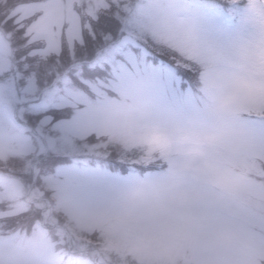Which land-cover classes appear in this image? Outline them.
Wrapping results in <instances>:
<instances>
[{
  "label": "snow or ice",
  "instance_id": "snow-or-ice-1",
  "mask_svg": "<svg viewBox=\"0 0 264 264\" xmlns=\"http://www.w3.org/2000/svg\"><path fill=\"white\" fill-rule=\"evenodd\" d=\"M162 17L170 21L168 28L161 26ZM260 19L264 0H5L0 6V155L11 140L51 141L59 135L56 126L70 122L84 129L78 139L92 146L107 139L93 130L101 116L120 112L129 101L172 123H182L190 114H224L231 131L244 133L264 149V96H248L243 81L253 62L241 65L237 56L242 38ZM54 79L50 93L32 88L33 81L51 85ZM49 95L76 102L53 106ZM52 107L65 111H50ZM213 131L222 137L220 124ZM114 146L125 156L137 151L146 156L145 181H163L176 172L168 151L145 146L129 153ZM50 163L62 168L65 194H94L89 178L97 169H81L71 160ZM116 164L125 165L119 152ZM0 165L22 167L16 159ZM252 180L259 185V212L253 213L243 194L232 212L242 230L253 221L254 230L247 234L259 241L258 264H264V165ZM10 183L0 176V185ZM9 195L0 193V198ZM39 218V210L17 215L8 199L0 203V264H9L7 253L17 237L13 226L21 221L31 226Z\"/></svg>",
  "mask_w": 264,
  "mask_h": 264
},
{
  "label": "rangeland",
  "instance_id": "rangeland-1",
  "mask_svg": "<svg viewBox=\"0 0 264 264\" xmlns=\"http://www.w3.org/2000/svg\"><path fill=\"white\" fill-rule=\"evenodd\" d=\"M4 2L0 0V6ZM260 28H264V19L257 21L255 29ZM55 71L53 66L51 72ZM243 86L250 98L264 96V62L253 63ZM37 87L42 94L50 93L56 80L51 85L42 80L39 86L33 81L32 88ZM49 100L53 106L76 102L50 95ZM50 111L65 110L52 107ZM218 124L208 113L187 115L182 123L157 120L146 106L129 101L120 112L101 116L93 130L107 139L92 146L86 147L87 142L78 139L84 129L71 122L57 125L54 131L59 135L51 141H9L0 161L16 159L22 167L0 165V176L11 181L0 185V193H10L0 203L8 199L17 215L40 211L33 225L21 221L13 226L17 237L14 249L7 253L9 264H258L259 241L247 234L254 230L253 221L250 219L247 231L238 228L232 209L243 194L253 213L259 212L261 195L252 174L264 165V149L244 133L231 131L228 144L236 148L225 157V141L213 131ZM116 144L129 153L145 146L170 152L176 168L172 177L219 173L221 179L215 187L231 192L225 204L230 227L202 225L192 237L171 226L166 210L158 204V194L149 187L156 182L139 179L148 164L146 156H139L138 151L125 156ZM118 152L126 168L117 166ZM56 159L71 160L81 169H97L89 178L95 185L94 194L88 198L65 194L62 168L50 163ZM119 175L125 178L116 179ZM208 195H215L211 188Z\"/></svg>",
  "mask_w": 264,
  "mask_h": 264
},
{
  "label": "clouds",
  "instance_id": "clouds-1",
  "mask_svg": "<svg viewBox=\"0 0 264 264\" xmlns=\"http://www.w3.org/2000/svg\"><path fill=\"white\" fill-rule=\"evenodd\" d=\"M160 24L163 28H168L170 21L162 17ZM237 56L241 65L249 61L264 62V28L253 29L242 38ZM230 70L237 71L239 68ZM208 114L216 119L222 128V137L225 141L223 155L227 157L230 150L236 148V145L228 144L231 133L228 118L224 114L218 115L211 111ZM145 175L144 173L139 179L144 180ZM220 179L219 173L210 171L205 174H189L186 177H171L157 181L149 187L158 194V204L166 210L168 223L195 237L196 229L202 225L213 229L230 227L227 223L225 204L231 192L226 188L215 187ZM209 188L215 195H208Z\"/></svg>",
  "mask_w": 264,
  "mask_h": 264
},
{
  "label": "trees",
  "instance_id": "trees-1",
  "mask_svg": "<svg viewBox=\"0 0 264 264\" xmlns=\"http://www.w3.org/2000/svg\"><path fill=\"white\" fill-rule=\"evenodd\" d=\"M30 182H32V178H31Z\"/></svg>",
  "mask_w": 264,
  "mask_h": 264
}]
</instances>
